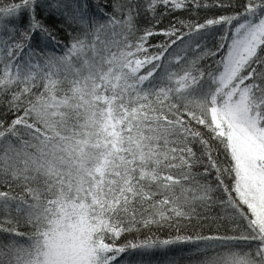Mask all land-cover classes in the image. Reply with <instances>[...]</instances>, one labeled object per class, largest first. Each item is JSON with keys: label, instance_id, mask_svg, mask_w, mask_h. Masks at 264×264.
I'll return each instance as SVG.
<instances>
[{"label": "snow or ice", "instance_id": "1", "mask_svg": "<svg viewBox=\"0 0 264 264\" xmlns=\"http://www.w3.org/2000/svg\"><path fill=\"white\" fill-rule=\"evenodd\" d=\"M157 252L264 264V0H0V264Z\"/></svg>", "mask_w": 264, "mask_h": 264}, {"label": "trees", "instance_id": "2", "mask_svg": "<svg viewBox=\"0 0 264 264\" xmlns=\"http://www.w3.org/2000/svg\"><path fill=\"white\" fill-rule=\"evenodd\" d=\"M92 3L95 4V0H92ZM182 249H185L182 251ZM170 255H175V256H186L188 255L186 251V246H179L175 247L169 250ZM152 260L154 261V264H159V261L163 259V255L159 252L154 253L152 255Z\"/></svg>", "mask_w": 264, "mask_h": 264}]
</instances>
